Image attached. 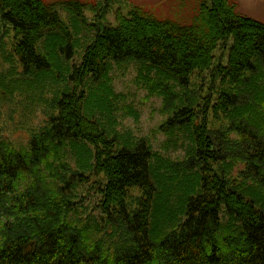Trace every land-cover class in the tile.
Listing matches in <instances>:
<instances>
[{
  "label": "trees",
  "instance_id": "obj_1",
  "mask_svg": "<svg viewBox=\"0 0 264 264\" xmlns=\"http://www.w3.org/2000/svg\"><path fill=\"white\" fill-rule=\"evenodd\" d=\"M85 6L63 8L82 17ZM0 20L1 41L13 30L10 50L25 78L76 55L71 26L52 3L0 0ZM220 44L227 54L216 62ZM129 60L145 77L156 74L152 90L169 112L159 130H188L183 159L164 157L144 137L121 140L103 120L113 115L112 64ZM196 71L220 79L215 98L164 83L185 88ZM55 80L43 125L20 146L0 136V264H264L263 21L236 0H204L188 23L134 6L98 27L72 72ZM210 110L229 125L210 126ZM94 177L101 217L75 220L70 211Z\"/></svg>",
  "mask_w": 264,
  "mask_h": 264
},
{
  "label": "rangeland",
  "instance_id": "obj_2",
  "mask_svg": "<svg viewBox=\"0 0 264 264\" xmlns=\"http://www.w3.org/2000/svg\"><path fill=\"white\" fill-rule=\"evenodd\" d=\"M44 1L54 4L62 18L71 26L74 33L71 42L76 55L56 57L50 71L44 74L46 78L44 75L34 74L25 78L19 57L10 50L13 30L12 33L11 31L8 33L9 36H6L4 41L0 40V136L8 138L18 146L23 145L32 131L43 125L53 94L62 83L56 81L55 78L57 76L65 78L72 72L73 64L79 62V54L89 44L98 27H103L107 23L115 24L116 15L119 12L127 14L134 6H139L160 19L188 23L198 12L204 0H79L86 4L82 17L75 16L72 11L63 8L73 0ZM236 1H238V9L241 12L264 22V0ZM2 33L3 26L0 20V34ZM55 48L56 46L52 45L49 50ZM226 54L227 47L223 48V44H220L216 49V62L222 58L225 60ZM142 67L141 62L135 60L112 64L109 74V104H111L113 115L111 118L104 115L103 120L108 121L107 127L114 130V133H118L121 140L144 137L149 139L154 149L164 157L172 160L183 159L186 157L191 139L190 135L184 132L188 130L182 128L172 135L159 130V125L167 118L169 112L163 109L165 107L163 95L152 90L151 80L156 79V74L151 72L148 77H145L141 73L146 74L141 69ZM208 74L209 72L202 74L196 71L191 83L185 88L166 80L164 83L172 86L175 92L186 94L189 92L191 95L197 93L204 95L213 90L215 98L221 87L220 79L216 78L213 81L212 76ZM29 78L31 81H28ZM44 78L43 84H32L41 82ZM17 84H23L20 86L21 90H24L23 94H20L21 90L15 88ZM27 85L30 86L27 87ZM88 105L92 110L95 108L93 104ZM97 113L100 114L98 110ZM209 123L214 128H222L228 126L230 120L223 114L215 115L210 110ZM231 136L237 137L238 135L233 132ZM71 157L75 159L72 153ZM72 158L70 160L74 161ZM234 167L240 172L243 167L242 161L235 160ZM86 175L89 177L90 174L87 172ZM234 175V178L240 179L239 173ZM95 180L96 177L91 179V184L94 185L91 192L83 191L85 198L77 204L73 211H70L75 220L80 219L83 222L86 215L91 212L92 221L100 219V212L95 210V201L98 199ZM132 193L138 195L139 191L135 189ZM78 199L81 200V197ZM132 201L136 202L135 199ZM7 205H10V202H7ZM92 207L93 210L90 211Z\"/></svg>",
  "mask_w": 264,
  "mask_h": 264
}]
</instances>
